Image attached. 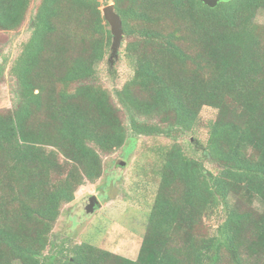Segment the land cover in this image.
<instances>
[{
  "label": "trees",
  "instance_id": "16d2710c",
  "mask_svg": "<svg viewBox=\"0 0 264 264\" xmlns=\"http://www.w3.org/2000/svg\"><path fill=\"white\" fill-rule=\"evenodd\" d=\"M33 1L0 0V31H30L0 111V264H264V0H112L133 68L113 95L98 82L112 44L101 0H38L29 16ZM206 106L217 115L198 159L177 139ZM137 136L173 142L137 258L56 249L63 206Z\"/></svg>",
  "mask_w": 264,
  "mask_h": 264
},
{
  "label": "rangeland",
  "instance_id": "374dc122",
  "mask_svg": "<svg viewBox=\"0 0 264 264\" xmlns=\"http://www.w3.org/2000/svg\"><path fill=\"white\" fill-rule=\"evenodd\" d=\"M100 2L103 4L101 9L114 4L112 0ZM37 4L38 0H34L29 16L35 11ZM27 22L17 31H0V67L3 68V71L0 70V111L12 109L14 105L11 94L14 79L10 76L9 69L22 44L29 38ZM255 23L264 26L263 10L257 14ZM127 41L128 38L124 36L118 56L111 57L110 48L104 61L98 65V82L112 95L133 75V68L125 58ZM216 115L215 109L203 107L195 131L177 139L189 156L202 158L201 144L207 140L206 125ZM121 118L126 121L124 114ZM172 143L164 137L137 136L128 139L122 148L103 157L102 177L94 184L81 186L75 194V200L63 206L52 232L53 246L59 249L58 246L62 243H89L135 260L159 185L164 147ZM121 162L124 165H120ZM203 162L208 170L213 173L217 171L214 164L207 160ZM90 197H95L99 203L93 209L87 204ZM254 205L262 209L264 204L255 200ZM216 225L214 217L206 218L203 224L204 229L208 226L216 228Z\"/></svg>",
  "mask_w": 264,
  "mask_h": 264
},
{
  "label": "water",
  "instance_id": "95a60500",
  "mask_svg": "<svg viewBox=\"0 0 264 264\" xmlns=\"http://www.w3.org/2000/svg\"><path fill=\"white\" fill-rule=\"evenodd\" d=\"M199 1H201L204 5L208 6L209 8H216L219 5V3L228 0H199ZM102 12L105 21L110 26V31L112 35L111 57L118 56L119 49L122 40L124 38L122 20L120 16L116 13L114 4H110L106 6L105 8L102 9ZM120 165H124V162H121ZM88 201L91 202L90 206L92 209L95 207L96 204L99 205L98 200L95 197L88 198Z\"/></svg>",
  "mask_w": 264,
  "mask_h": 264
},
{
  "label": "flooded vegetation",
  "instance_id": "af4514ba",
  "mask_svg": "<svg viewBox=\"0 0 264 264\" xmlns=\"http://www.w3.org/2000/svg\"><path fill=\"white\" fill-rule=\"evenodd\" d=\"M87 204H88V206H90L91 202L88 201ZM96 206H98V204H96L95 207H96ZM95 207H94V208H95Z\"/></svg>",
  "mask_w": 264,
  "mask_h": 264
}]
</instances>
